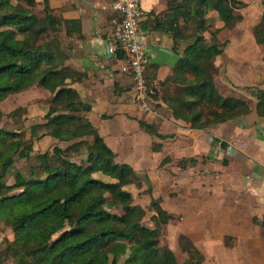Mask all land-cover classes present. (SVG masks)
<instances>
[{
    "label": "trees",
    "instance_id": "1",
    "mask_svg": "<svg viewBox=\"0 0 264 264\" xmlns=\"http://www.w3.org/2000/svg\"><path fill=\"white\" fill-rule=\"evenodd\" d=\"M43 2L44 15L40 17L33 10L36 0H0V102L34 86L50 94L45 121L32 125L29 138L0 129V222L14 233L12 241L6 240L4 253L17 264H180L169 246H160L157 229L144 225L146 211L133 203L132 193L126 189L137 184V172L116 160V153L82 114L91 110V104L83 102L68 83V79L76 81L83 75L66 65L61 37L63 33L81 36L80 22L65 19L60 10L50 6V0ZM247 6L245 0L171 2V8L178 10L171 33L175 39L188 41L173 75L164 83L175 85L173 93L164 96L175 118L206 129L252 111L247 100L224 96L214 82L219 72L216 59L223 53L219 34L234 28L243 18L235 11ZM211 11L218 13L222 28L209 24ZM46 29L52 36L43 41ZM252 32L256 42L264 44V13ZM117 52L128 60L123 49ZM253 92L256 111L264 118V88ZM143 124L150 133H157L153 125ZM45 135L76 141L67 149L54 147L58 163H52L49 152H43L38 153L37 162L29 163L28 174L14 169L16 158L29 161L36 141ZM85 137L92 141L83 140ZM83 145L86 160L67 157V151H80ZM12 169L14 182L8 184L5 178ZM97 173L112 181L106 182ZM105 186L124 214L106 207ZM151 204L160 214V222L171 220L159 201L153 199ZM184 248L188 258L182 264L203 263L205 256L199 248L192 243Z\"/></svg>",
    "mask_w": 264,
    "mask_h": 264
},
{
    "label": "crops",
    "instance_id": "2",
    "mask_svg": "<svg viewBox=\"0 0 264 264\" xmlns=\"http://www.w3.org/2000/svg\"><path fill=\"white\" fill-rule=\"evenodd\" d=\"M172 1L142 0L141 29L150 54L146 77L152 86L151 109L143 110L135 98L132 75L122 70L127 59L108 50L117 15L114 0H50L65 19L81 26V36L63 33L61 37L66 65L83 75L68 83L83 102L91 104V110L82 114L116 153V160L164 188L168 196L160 201L161 207L171 216L191 219L194 229L182 228L181 222L177 231L188 235L198 248L204 243L206 262L210 255L219 256V264H264V118L256 111L254 93H247L264 88V44L256 42L252 29L246 43L238 35L229 40L236 25L221 30L223 53L216 59L215 85L226 97L247 100L252 111L206 129L194 128L175 118L164 99L175 88L164 83L188 45L187 39H175L171 33L178 12L171 8ZM245 1L251 7L257 0ZM33 10L43 16V0H36ZM207 17L212 27H223L216 11ZM46 32L50 37L42 36L43 41L52 36L49 29ZM40 92L49 94L43 87ZM28 111L37 114L31 107ZM142 121L157 133H147ZM74 141L45 135L36 141L35 149L42 152L47 142L67 147Z\"/></svg>",
    "mask_w": 264,
    "mask_h": 264
},
{
    "label": "rangeland",
    "instance_id": "3",
    "mask_svg": "<svg viewBox=\"0 0 264 264\" xmlns=\"http://www.w3.org/2000/svg\"><path fill=\"white\" fill-rule=\"evenodd\" d=\"M249 1H252V0H249ZM263 11H264V0L262 1L257 0L255 3H253V5H251V7L248 4L247 7L241 8L239 12L237 13H239L243 18L236 24L237 29L230 32L229 40H234L235 36L238 35L239 38L243 42L246 43L249 39L250 30L253 29V27L259 23L261 16L263 14ZM49 35H48V32H46L43 35L44 36L43 38H46V37L48 38ZM248 52H249V49H248ZM40 88H41L40 86H37L31 91L25 90V91L18 92V93H11L2 102H0V111L2 113V115L0 116V129H7L8 131H18V132H21L23 135H25L26 138H29L32 125L35 123H42L45 121L44 116L49 106L48 102L50 99V94H48V96H45L43 93L40 92ZM256 88L258 87L252 88L247 93H254L253 90ZM256 103H257V99H256ZM35 105H36V108H35ZM41 105L43 107L42 110L39 107ZM150 106L152 105L150 104ZM28 107H31L33 112L34 113L37 112V114H33L32 112H29ZM45 108L46 110H44ZM11 112H14V113L10 115ZM41 120L42 122H40ZM146 132L152 135V133H150L149 130H147ZM85 141H88V140H85ZM56 145L57 144L51 143V142L44 143L42 152L34 148V151H33L34 153L32 152L31 158L29 161L27 159L16 158L13 168L19 169L24 174H28L29 163L32 164V162H37L38 153H43V152H49V160L52 163H58L60 158L54 152V147ZM60 145L61 146L59 145L57 146L62 147L63 149H67L69 147V145L66 147V143H60ZM66 155L67 157L77 162L84 161L86 160V157H87L86 147L85 145H83L80 151L69 150L67 151ZM118 161L122 162L121 159H119ZM13 174H14V170L12 169L9 171V173L7 174L5 178L7 183L14 182ZM95 175L97 177L102 178L106 182L112 181L109 177H106L102 174L97 173ZM104 188L106 189V195L108 196L106 207L113 212L124 214L122 206L118 203L115 204L113 202L111 198V194L109 192V187L105 186ZM126 189H128L132 193L133 203L145 209L146 215L142 221L144 225L157 229L158 234H159V239H160L159 240L160 246L161 247H164L166 245L169 246L176 253L178 262L182 264L188 258V253L184 250L185 249L184 247L188 243H192L193 245L195 244L192 242V239L188 235L182 234L178 231H179V228L182 226L180 225L181 222L184 225L182 226V228L185 227L184 229H189V231L194 229V227L191 225L192 224L191 219L188 218L186 220L181 221L180 217L171 216L172 217L170 221L171 223L168 222L167 224V223L160 222L159 221L161 219L160 214L154 208H152L151 202L153 199H155L159 201V205L161 206L160 201L164 198V196L165 198H167L168 193L163 192L164 188H161L159 184L155 181V179H152V180H149V178L146 179L145 174L143 173L137 172V184L134 183V184L127 185ZM7 239L12 241L14 239V233L10 227L0 222V256H2L1 264H17L16 259L14 257H8L6 256V253H4ZM202 245L203 247H205L204 243ZM129 247L130 249L133 248V242H130ZM203 247H200L202 249L200 248L199 249L204 254ZM207 254L209 255L208 251H207ZM208 257H210L209 260H207V262L206 260H204L202 264H217V263L219 264L220 263L219 256L214 257V256L209 255Z\"/></svg>",
    "mask_w": 264,
    "mask_h": 264
},
{
    "label": "built area",
    "instance_id": "4",
    "mask_svg": "<svg viewBox=\"0 0 264 264\" xmlns=\"http://www.w3.org/2000/svg\"><path fill=\"white\" fill-rule=\"evenodd\" d=\"M117 15L113 19L108 50L111 53L123 49L128 56L122 70L132 75L135 98L143 110H150L151 83L146 77L150 62L148 42L141 23L145 17L142 0H114Z\"/></svg>",
    "mask_w": 264,
    "mask_h": 264
}]
</instances>
